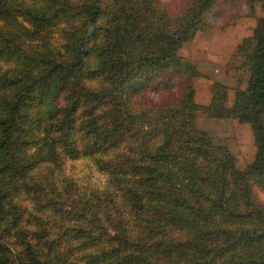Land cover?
Masks as SVG:
<instances>
[{
	"label": "trees",
	"instance_id": "trees-1",
	"mask_svg": "<svg viewBox=\"0 0 264 264\" xmlns=\"http://www.w3.org/2000/svg\"><path fill=\"white\" fill-rule=\"evenodd\" d=\"M73 1L0 0V264H68L69 231L104 247L83 254L89 264H264V203L251 188L264 191V0H182L174 11L161 0ZM239 1L248 14L255 2L262 8L236 47L248 86L227 107L214 84L200 106L192 86L200 72L178 48L214 28L204 15L217 3ZM149 88L159 97L142 103ZM200 109L250 125L256 153L242 173L227 148L195 129ZM64 157L90 158L106 181L93 188L112 205L80 192L81 207L59 205L49 183ZM45 168L49 179H35ZM46 211L65 220L63 233L51 237ZM75 221L101 229L106 244Z\"/></svg>",
	"mask_w": 264,
	"mask_h": 264
},
{
	"label": "rangeland",
	"instance_id": "rangeland-1",
	"mask_svg": "<svg viewBox=\"0 0 264 264\" xmlns=\"http://www.w3.org/2000/svg\"><path fill=\"white\" fill-rule=\"evenodd\" d=\"M182 0H161V2L171 11L177 10ZM82 0H74L73 3L81 5ZM249 7L244 1H239L234 5L228 3H217L209 12L204 15L206 21L214 25L211 29L199 30L193 39L183 42L178 48V54L187 59L190 63L196 66L200 75L195 77L192 82L194 89V102L200 106H207L212 99L213 85H223L226 92L225 105L231 107L235 93L239 90L246 89L249 82V72L244 66L245 56L236 53V47L242 43L243 38L252 35L254 28L257 25L259 18L262 16V8L260 2H255L253 5V13L248 14ZM234 18V20H233ZM230 24L226 28H219ZM91 34L94 32V25ZM90 27H88L89 29ZM224 34V38H223ZM51 43L59 48L62 40L59 34V29H55L52 33ZM177 79L174 80V87H177ZM158 93L154 88L147 89L141 97L142 103H147L149 99H158ZM60 104L66 102V95L59 98ZM81 110L77 112L79 118ZM195 129L202 131L208 137L212 138L217 146H222L228 149L234 158V168L238 173H242L248 164H250L256 153L255 141L247 123H240L236 118H213L210 117L204 110L200 109L196 112L194 120ZM39 169L34 174L35 179L45 176L49 179V171ZM54 174L51 176L49 188L51 194L55 196L57 203L65 210H71L81 207V201L84 198L80 197L78 192L93 198V194L99 199L95 202H103L107 200L109 205L112 201L108 196H102L100 189L93 187H103L105 185L104 175L90 161V158H81L71 160L64 157L59 167L54 169ZM104 181V182H103ZM241 186V184H239ZM252 185L254 196L259 202L264 203V191L256 184ZM31 194L24 192L21 194L20 204L22 207L28 208L30 205ZM31 210L25 209V218H31ZM50 216V235L51 237L63 233L67 227H62L64 219L54 216L51 212L46 211L45 215ZM24 223H26L24 221ZM74 229H87L89 236L100 237L106 244L107 239L105 232L101 229L93 228L90 223L75 221ZM103 226V225H102ZM27 230H34V225L31 221L25 224ZM60 232V233H59ZM111 232V231H109ZM76 231H69L65 236L68 238L64 242L61 251L65 262L68 264H89L88 258L83 257V254H94L100 252L102 248L91 245L87 238L77 240L75 238ZM59 241V239H55ZM90 244V245H89ZM14 254H17V248L14 244H10ZM87 245H89L87 247ZM40 246V245H39Z\"/></svg>",
	"mask_w": 264,
	"mask_h": 264
},
{
	"label": "water",
	"instance_id": "water-1",
	"mask_svg": "<svg viewBox=\"0 0 264 264\" xmlns=\"http://www.w3.org/2000/svg\"><path fill=\"white\" fill-rule=\"evenodd\" d=\"M92 30H93V28L90 27V28H89V32H88V35H91Z\"/></svg>",
	"mask_w": 264,
	"mask_h": 264
},
{
	"label": "crops",
	"instance_id": "crops-1",
	"mask_svg": "<svg viewBox=\"0 0 264 264\" xmlns=\"http://www.w3.org/2000/svg\"><path fill=\"white\" fill-rule=\"evenodd\" d=\"M225 36H224V34H223V38H224Z\"/></svg>",
	"mask_w": 264,
	"mask_h": 264
}]
</instances>
